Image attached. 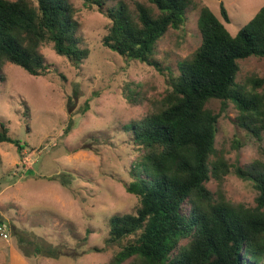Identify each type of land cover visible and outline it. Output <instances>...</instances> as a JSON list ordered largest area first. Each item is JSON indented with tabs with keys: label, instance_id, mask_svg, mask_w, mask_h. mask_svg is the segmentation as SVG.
<instances>
[{
	"label": "rangeland",
	"instance_id": "rangeland-1",
	"mask_svg": "<svg viewBox=\"0 0 264 264\" xmlns=\"http://www.w3.org/2000/svg\"><path fill=\"white\" fill-rule=\"evenodd\" d=\"M70 1L90 50L82 67L46 46L41 53L50 69L47 76H30L11 64L0 74V122L24 147L20 152L15 144L0 145V264H108L126 245L109 241L111 217L134 213L138 205L126 189L139 154L126 127L157 109L170 88V73L178 75L180 64L200 47L202 7L235 35L264 6V0H194L185 25L159 42L161 73L104 48L109 20L84 0ZM254 77H264V59L241 61L237 82L252 89ZM127 85L139 94L133 102ZM208 107L219 115L215 146L230 167L222 185L212 179L208 187L233 205L255 207L253 182L236 171L264 164V133L258 139L241 127L231 101L212 100Z\"/></svg>",
	"mask_w": 264,
	"mask_h": 264
},
{
	"label": "trees",
	"instance_id": "trees-1",
	"mask_svg": "<svg viewBox=\"0 0 264 264\" xmlns=\"http://www.w3.org/2000/svg\"><path fill=\"white\" fill-rule=\"evenodd\" d=\"M108 2L84 0L110 22L103 47L164 73L159 42L185 25L194 0ZM221 9L229 23L223 4ZM77 15L70 0H0V74L11 64L30 76H47L41 53L46 46L80 69L90 50ZM198 27L201 45L180 64L178 75L170 73V88L157 109L126 127L139 152L126 189L138 205L134 213L111 217L109 241L126 245L108 264H264V164L236 171L253 182L255 207L233 205L208 187L212 179L222 185L230 173L215 146L219 115L208 107L212 100L233 102L241 127L258 139L264 133V90L257 91L264 77L250 79L252 89L237 82L241 61L264 59V6L235 35L207 6L200 9ZM126 88L135 101L137 91ZM72 126L73 120L66 134ZM3 143L24 148L0 122Z\"/></svg>",
	"mask_w": 264,
	"mask_h": 264
},
{
	"label": "built area",
	"instance_id": "built-area-1",
	"mask_svg": "<svg viewBox=\"0 0 264 264\" xmlns=\"http://www.w3.org/2000/svg\"><path fill=\"white\" fill-rule=\"evenodd\" d=\"M6 236V235H5Z\"/></svg>",
	"mask_w": 264,
	"mask_h": 264
}]
</instances>
